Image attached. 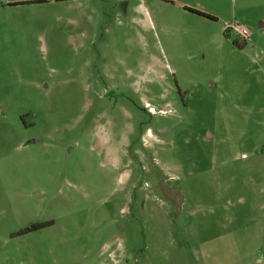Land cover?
I'll list each match as a JSON object with an SVG mask.
<instances>
[{"label": "rangeland", "instance_id": "374dc122", "mask_svg": "<svg viewBox=\"0 0 264 264\" xmlns=\"http://www.w3.org/2000/svg\"><path fill=\"white\" fill-rule=\"evenodd\" d=\"M0 264H264V0H0Z\"/></svg>", "mask_w": 264, "mask_h": 264}, {"label": "trees", "instance_id": "16d2710c", "mask_svg": "<svg viewBox=\"0 0 264 264\" xmlns=\"http://www.w3.org/2000/svg\"><path fill=\"white\" fill-rule=\"evenodd\" d=\"M190 11L194 12V13H197L199 15H202V16H205L207 18H210V19H215V17H213L212 15L210 14H207V13H204V12H200L198 10H195V9H189Z\"/></svg>", "mask_w": 264, "mask_h": 264}, {"label": "built area", "instance_id": "2783aa9c", "mask_svg": "<svg viewBox=\"0 0 264 264\" xmlns=\"http://www.w3.org/2000/svg\"><path fill=\"white\" fill-rule=\"evenodd\" d=\"M238 30V32L241 34V35H243V36H246V34H247V31H246V29H244V28H238L237 29Z\"/></svg>", "mask_w": 264, "mask_h": 264}]
</instances>
